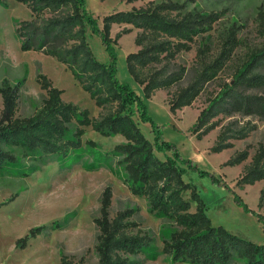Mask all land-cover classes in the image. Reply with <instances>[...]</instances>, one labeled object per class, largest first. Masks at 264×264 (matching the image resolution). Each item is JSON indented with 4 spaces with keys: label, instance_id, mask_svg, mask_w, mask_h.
Masks as SVG:
<instances>
[{
    "label": "trees",
    "instance_id": "1",
    "mask_svg": "<svg viewBox=\"0 0 264 264\" xmlns=\"http://www.w3.org/2000/svg\"><path fill=\"white\" fill-rule=\"evenodd\" d=\"M31 12L30 20L17 21L15 34L22 51H37L57 58L95 100L101 109L98 118L90 117L73 103L63 101V90L56 88L43 73L36 80L46 95L37 111L28 117H18V100L25 80L11 84L4 81L0 87L3 110L0 117V171L22 166L33 174L49 162H69L84 150L82 138L85 127L103 136H122L124 142L114 146L108 154L117 158L121 172L117 173L131 193L145 197L149 212L175 226L167 231L163 253L176 263L264 264V245L255 244L222 226L215 227L207 214V204L197 187L185 176L198 173L213 184L221 180L185 158L178 147L167 142L162 126L149 115L144 100L128 84L118 78L116 46L131 29H124L111 37L113 25H131L141 32L135 44L139 48L126 57L128 73L142 88L144 97L152 99L159 90L167 91L170 112L193 106L207 83L223 72L232 62L238 42L232 32L223 39L218 53L198 46L196 56L199 69L185 87L169 90L184 80L187 69L177 63L181 52L191 51L206 27H211L212 16L198 11H187L184 5L170 0L150 2L144 7L118 11L103 18V27L86 9L85 0H17ZM139 0H126L128 4ZM1 3V1H0ZM89 32L98 35L108 54V62L96 59L88 41ZM264 46L251 52L239 64L229 82H225L209 106L201 110L191 134L202 139L214 130L211 121L219 115L257 116L264 120ZM253 91V92H252ZM150 124L153 142L142 132L141 124ZM242 134V132H241ZM226 134L218 135L211 152L227 149ZM245 135L240 138L244 139ZM87 145L97 150L99 145L89 140ZM164 155V160L157 156ZM249 157L247 151L233 156L225 166L242 164ZM27 166H26V165ZM73 164V163H72ZM71 164V165H72ZM264 180V147L253 156L250 164L237 180L238 187L254 185ZM233 193L231 189H228ZM189 194L186 199L185 195ZM113 191L107 186L102 193L99 217L94 219L98 236L95 252L98 264H134L129 256L151 248L154 240L150 233L140 229L132 233L136 223L129 218L137 209L119 212L111 218ZM264 201V189L260 202ZM244 212L252 211L235 198ZM195 210L192 211V206ZM67 222V221H66ZM66 223L64 224V226ZM57 225L55 228H61ZM46 226L31 230V237L47 232ZM63 264H73L62 256Z\"/></svg>",
    "mask_w": 264,
    "mask_h": 264
},
{
    "label": "rangeland",
    "instance_id": "2",
    "mask_svg": "<svg viewBox=\"0 0 264 264\" xmlns=\"http://www.w3.org/2000/svg\"><path fill=\"white\" fill-rule=\"evenodd\" d=\"M0 1V87H3L4 81L15 84L25 80L18 100L17 116H31L40 107L46 95L36 80L37 74L41 72L56 88L64 91L63 101L73 103L81 110H88L93 119L98 118L101 109L71 70L52 56L21 50L15 27L17 21L31 19L29 8L17 0ZM158 1L162 0H139L130 4L126 0H85V4L102 28L106 15ZM170 1L184 5L187 11L212 16L213 20L211 27H206L196 38L193 49L179 54L177 63L188 71L179 86L169 90L171 94L177 88L187 86L195 77L196 70L199 69L196 56L198 46L218 53L223 39L233 32L238 48L230 65L206 84L193 106L178 111L174 116L168 105L167 91L159 90L150 103L149 115L156 124L162 126L166 141L175 144L182 156H196L202 164H205V160L212 170L202 169L221 180L222 184L217 185L208 177H200L198 173L185 176L188 182L197 187L207 204V214L212 224L215 227L222 226L255 244L264 245V201L260 202L264 180L254 185L237 186L244 167L264 147V120L257 116L219 115L210 123L214 130L204 138L199 140L191 134L198 114L209 106L224 83L230 81L234 69L251 52L264 46V0ZM124 29H131L132 32L123 35L115 48L118 54V78L121 82L128 83L126 81L132 77L127 70L126 57L139 49L135 39L141 31L131 25H113L111 37L115 38ZM88 41L96 59L107 63L108 54L101 38L89 32ZM259 72L264 73V70ZM2 110L3 99L0 94V117ZM84 129V150L74 155L69 162H49L27 176H24L26 170L22 166L0 171V264H63L62 256L73 264H98L95 252L98 231L94 219L99 217L101 196L107 186L113 191L111 218L116 217L119 212L137 209L129 218V222L138 225L132 233L136 234L140 229L150 233L154 240L151 248L129 256L132 263L184 264L174 262L163 253L167 231L174 230L175 225L152 215L148 210L147 199L133 195L117 174L121 172L117 165L118 159H113L108 154L115 145L124 142L123 137H106L91 127ZM141 130L153 142L151 125L141 124ZM221 132L227 135V144L230 146L219 153L211 152ZM242 135H245L244 139L240 138ZM89 140L99 145L96 151L87 145ZM243 151L249 154L245 162L225 166L233 156ZM157 156L164 160L162 153H157ZM237 197L248 206L251 213L244 212L236 204ZM185 198L188 199L189 194ZM195 207L192 206V211ZM57 225L62 227L56 229ZM43 226L51 230L32 238L31 230ZM230 264H243V261L235 259Z\"/></svg>",
    "mask_w": 264,
    "mask_h": 264
},
{
    "label": "crops",
    "instance_id": "3",
    "mask_svg": "<svg viewBox=\"0 0 264 264\" xmlns=\"http://www.w3.org/2000/svg\"><path fill=\"white\" fill-rule=\"evenodd\" d=\"M135 52V51H134ZM126 82H128L130 85H131V87L136 91V93L144 100V102L146 103V105H147V108H148V111L150 110V103L154 100V97L152 98V99H146L145 97H144V93H143V90H142V88L134 81V79L132 78V79H129V80H127ZM165 100H166V98H165ZM185 109V108H184ZM183 109V110H184ZM150 112V111H149ZM199 115V114H198ZM193 138H195V137H192V139ZM184 157V156H183ZM189 159H192L195 163H197L201 168H204V169H211L212 170V167H210L206 162H205V160H204V163L205 164H202L201 162H200V158H198V157H196V156H190V158Z\"/></svg>",
    "mask_w": 264,
    "mask_h": 264
}]
</instances>
